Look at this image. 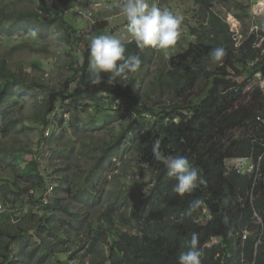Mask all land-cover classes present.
Segmentation results:
<instances>
[{"label":"trees","instance_id":"trees-1","mask_svg":"<svg viewBox=\"0 0 264 264\" xmlns=\"http://www.w3.org/2000/svg\"><path fill=\"white\" fill-rule=\"evenodd\" d=\"M45 6L44 0H40V9L53 17L51 20L38 13H0V35L14 36L22 30L31 34L37 29L42 33L45 29L39 25L68 33L72 27L58 16L59 10ZM199 14L197 27L192 30L195 41L186 49L170 55L167 68L169 84L180 88L179 95L182 91L191 95L205 77L209 79L206 93L198 104L187 108V114L136 110L138 117L152 113V120L138 128H130L137 162L152 174V184L137 232L118 233L113 237L108 245L107 260L104 258L101 264H178L179 252L186 250L182 243L190 239L193 232L199 235V247L203 249L202 264H264V101L256 77L258 74L264 78L263 49L257 46L255 34L235 47L236 41L214 12L201 8ZM35 23L37 26L28 29ZM22 26L26 28L22 29ZM259 35L264 37V31L260 30ZM124 44L128 54L140 56L141 65L156 54L154 48H138L134 41ZM216 47H223L227 55L220 63L211 64L208 53ZM88 62L89 56L85 55L73 80L75 87L60 93L47 86L26 82L10 70L0 69V120L5 122L0 126V133L8 136L17 127H24L18 118H13V114L21 107L22 98L33 95H42V127L38 125L41 137L54 126L60 127L63 136L69 129L73 135L81 136L89 125H93L76 124L71 118L57 119L62 105H66L65 115L71 113L74 105L83 103L100 108L99 100L106 95L135 110L140 96L133 74L125 81L117 80L114 85H91ZM230 68L235 73H231ZM49 141L52 145L59 141L55 139L54 131ZM156 144L165 156H186L198 168L202 180L191 194L180 196L172 191L176 181L167 175L163 162L154 158L153 146ZM52 145L47 144L48 147ZM112 150L115 152V148ZM37 156L38 151L31 154L27 163L30 171L25 175L18 172L19 157L16 154L9 156V160L15 162L14 177L23 178L28 188L35 190L44 184ZM109 157H113V152L98 158L90 176L84 179L82 189L75 194L79 202L91 206L103 195V178L98 171ZM243 157L250 158L255 165L260 164L257 182L254 172L240 174L226 169V160ZM67 158H63L64 162ZM54 159L55 155L51 154L50 160ZM94 179L100 185V192L90 189ZM10 188L17 190V185L11 184ZM45 188L33 197L38 198ZM196 199L203 203L193 208L191 204ZM38 201L42 215L33 227L22 233H11L0 226V264L50 262L58 250L72 243L71 235H78L83 227L91 226L84 225L80 214L71 212L66 204L60 205V199H56L53 205L43 203L42 199ZM114 212L112 210L109 216ZM1 213L5 212L2 210L0 216ZM107 220L113 221L108 217ZM101 238L102 233L98 232L89 252ZM215 238L221 242L208 246ZM215 255L218 258L214 259Z\"/></svg>","mask_w":264,"mask_h":264},{"label":"rangeland","instance_id":"rangeland-1","mask_svg":"<svg viewBox=\"0 0 264 264\" xmlns=\"http://www.w3.org/2000/svg\"><path fill=\"white\" fill-rule=\"evenodd\" d=\"M44 2L45 8H57L58 16L70 24L72 29L69 28L68 33L49 30L39 25L45 30L39 33L37 29L36 36L25 30L14 36L0 35V69L10 70L26 82L47 86L55 93L65 89L72 90L76 85L73 80L82 66L83 57L89 56L88 45L92 36L110 34L122 42L133 41L126 28V18L118 8L120 0H44ZM155 2L162 8L183 15L184 21L176 45L166 53L154 48L156 54L133 74L140 96V102L135 110L106 95H102V99L99 100L100 108L92 103L87 105L83 103L80 106L74 105L71 113L65 115L66 105H62L56 115L57 119L71 118L76 124L93 125H89V129L81 136L73 135L71 129L63 136L60 127L54 126L41 137L38 125L42 127L40 116L42 95H33L22 98L21 107L13 114V118H18L19 124L24 127H17L8 136L0 133V204L4 205L5 212L1 213L0 226L11 233H22L23 230L33 227L42 215L40 209L42 206L38 200L45 196L41 194L37 198L33 195L45 188L47 183L55 188L48 195L49 205L60 199V205L66 204L71 212L80 214L84 225H91L89 228L83 227L78 235H71L72 243L65 244L51 261L45 264H101L104 258L107 260L108 245L113 237L118 233L137 232L138 221L145 209L146 196L152 184V174L137 162L135 142L132 141L133 134L130 128H138L140 124L152 120V113L138 117L136 110L178 111L187 114V108L198 104L206 93L209 79L205 77L199 81L191 95L185 91L179 95L180 88L171 87L169 84L170 75L167 68V59L170 55L186 49L195 41L192 30L197 27L201 8H207L216 14L221 25L226 26L233 41H236L235 47L252 34L258 39L257 46L262 49L264 47V37L259 35L260 30L264 31V0H155ZM0 13L6 15L38 13L47 20L53 18L40 9V0H0ZM36 24L28 26V29L37 26ZM24 28L26 26H22V29ZM211 30L214 28L211 27ZM229 71L235 73L231 68ZM2 124L5 122L0 120V126ZM52 131L55 132V139H59L53 145L49 141ZM47 144L52 146L48 147ZM112 147L115 148V152ZM35 151H38V169L44 176V184L39 190L28 188L23 178L14 177L15 162L9 160V156L16 154L19 157L18 172L25 175L30 171L27 163ZM112 152L113 157H109L98 171L103 178L101 179L103 195L91 206L79 202L75 194L82 189L84 179L90 176L101 155ZM51 154L55 155L56 159L50 160ZM66 157L68 158L64 162L63 158ZM234 161L233 159L225 161L228 171L232 170ZM258 171V166L250 161L242 167L244 172L242 174L253 172L256 174L255 182L260 178ZM95 182L94 179L89 185L90 189L100 192V185ZM11 184L17 185V190L11 189ZM39 194L40 192L37 195ZM112 210L115 212L110 217ZM107 217L113 221H108ZM98 232L102 233L101 241L92 252H89L93 238ZM220 242V239L215 238L208 246ZM85 254L88 255L85 257ZM216 258L217 255L214 256V259Z\"/></svg>","mask_w":264,"mask_h":264},{"label":"clouds","instance_id":"clouds-1","mask_svg":"<svg viewBox=\"0 0 264 264\" xmlns=\"http://www.w3.org/2000/svg\"><path fill=\"white\" fill-rule=\"evenodd\" d=\"M118 8L126 18L127 31L138 48L152 47L166 53L181 36L183 15L158 6L155 0H120ZM31 35L36 36L37 33L33 31ZM124 43L110 34L94 35L89 39L88 79L91 85H114L117 80L125 81L130 74L138 72L142 60L139 55L128 54ZM226 55L223 47H216L208 53V60L217 64ZM153 156L163 162L167 175L176 181L172 186L174 193L180 196L191 194L199 186L202 180L199 170L186 156H165L159 144L153 146ZM47 186L49 183L44 195ZM202 203L201 199H196L191 207H199ZM182 247L186 250L179 252L178 264H202L204 253L199 247L197 233L193 232L190 239H185Z\"/></svg>","mask_w":264,"mask_h":264},{"label":"built area","instance_id":"built-area-1","mask_svg":"<svg viewBox=\"0 0 264 264\" xmlns=\"http://www.w3.org/2000/svg\"><path fill=\"white\" fill-rule=\"evenodd\" d=\"M263 53H264V47H263ZM257 79L259 80V85H260V89L262 91V96H263V101H264V78L260 77L258 74L256 75ZM47 134V133H46ZM235 160V161H234ZM233 166H232V170L236 171L237 173H244L242 172V167L243 165H247L248 161L252 162V160L250 158H234L233 159ZM258 166V165H257ZM250 172V171H248ZM54 191V187L53 186H47V189L45 191V196L42 198V202L43 203H48V195L50 193H52ZM3 210L2 205H0V212Z\"/></svg>","mask_w":264,"mask_h":264}]
</instances>
